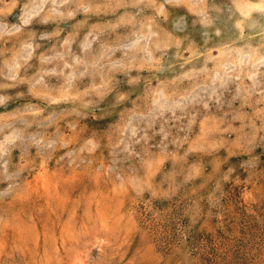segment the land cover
Here are the masks:
<instances>
[{"label":"clouds","instance_id":"1","mask_svg":"<svg viewBox=\"0 0 264 264\" xmlns=\"http://www.w3.org/2000/svg\"><path fill=\"white\" fill-rule=\"evenodd\" d=\"M219 233L264 264V0H0V264H215Z\"/></svg>","mask_w":264,"mask_h":264},{"label":"rangeland","instance_id":"2","mask_svg":"<svg viewBox=\"0 0 264 264\" xmlns=\"http://www.w3.org/2000/svg\"><path fill=\"white\" fill-rule=\"evenodd\" d=\"M38 219L43 222L46 218L40 217ZM62 219H67V217H62ZM196 243H200V240L198 239ZM207 244L212 247L215 264H231L233 253L242 247L240 240L233 239L231 238V234L225 235L224 233L208 237Z\"/></svg>","mask_w":264,"mask_h":264}]
</instances>
